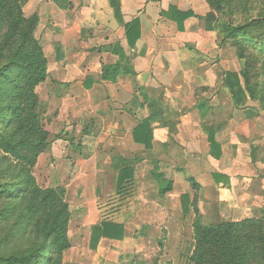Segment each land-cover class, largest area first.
Returning <instances> with one entry per match:
<instances>
[{
    "label": "rangeland",
    "instance_id": "rangeland-1",
    "mask_svg": "<svg viewBox=\"0 0 264 264\" xmlns=\"http://www.w3.org/2000/svg\"><path fill=\"white\" fill-rule=\"evenodd\" d=\"M94 1H98L105 16L100 20L90 18V12L82 9L84 5L93 4V7ZM108 1V4L106 0H26L24 3L25 16L36 15L39 20L34 36L42 48L40 61L46 62V77L38 81L35 90L39 97L38 111L50 142L29 166L30 175L41 189L63 188V198L69 203L70 246L60 252V264H192L194 222L199 213L205 224L264 214V55L256 51L253 81L258 84V97H249L244 107L235 104L225 84L227 72L241 73L246 64V59L239 56L229 41L206 54H196L192 58L197 61L196 66L181 68L180 64H165L160 68L159 84L150 85L149 93L161 106L167 103L168 96L179 100V103L170 100L173 106H181L170 120L174 125L167 126L171 142L165 147L155 145L152 150L132 142L129 145L125 132L133 131L147 117L146 104L149 105L141 100L138 86L135 92L121 97V101L115 100L116 104L107 103L96 110L92 108L98 105L95 94L81 88H87L88 81H98L95 74L101 52L113 53L114 45L120 44L108 30L112 18L120 22ZM154 12L157 14V9ZM219 14L221 19L235 22L263 18L264 0H231ZM90 37L95 39L90 43H96L97 47L87 48L90 43L82 42L85 39L89 42ZM182 79L185 82L180 83ZM5 82L0 78V88ZM197 106L205 110L204 115L197 117ZM178 123H182L180 128ZM209 126L217 130L222 157L232 161L231 168L237 178V187L228 196L220 195L218 190L200 195L199 186L194 184L193 173L202 166L200 156L208 162L204 161L209 168L205 180L214 181L217 158L210 153L205 132ZM197 127L202 129L206 140L197 147L194 143L184 147L183 143L188 145V140L196 135ZM176 136L181 142L175 140L172 144ZM11 162L17 165L0 148V175L10 174ZM125 164L135 166V177L119 189L118 169ZM175 178L176 190L164 194V188L174 186ZM221 182L228 188L233 186L229 175L222 177ZM185 184H190L192 191H186ZM184 194L191 197L188 212L183 208ZM9 204L7 198H0V211ZM105 220L123 223L125 237L102 238L94 248L92 227ZM14 221L11 218L0 222V259L11 253L22 254L29 245L28 239L16 236Z\"/></svg>",
    "mask_w": 264,
    "mask_h": 264
},
{
    "label": "trees",
    "instance_id": "trees-1",
    "mask_svg": "<svg viewBox=\"0 0 264 264\" xmlns=\"http://www.w3.org/2000/svg\"><path fill=\"white\" fill-rule=\"evenodd\" d=\"M25 2L0 0V78L6 81L0 88V148L17 161V165L10 163L9 175H0V198H7L10 202L0 211V222L14 218L16 236L28 239L29 245L22 254L2 256L0 262L60 264V252L70 246L69 203L63 198V188L41 189L36 186L29 170V166L36 162L50 142L38 111L39 97L35 90L38 81L46 77V62L40 61L42 48L34 36L39 20L36 15L25 16ZM206 2L210 11L202 17L205 27L217 32L218 45L229 41L239 56L246 59L241 73L227 72L225 80L235 104L244 107L249 97H258L253 70L258 57L256 51L264 55V17L245 22L221 19L218 13L227 8L231 0ZM110 3L118 20L124 22L120 0H110ZM162 13L175 21L179 30H184L185 20L194 15V12L184 11L175 5ZM124 26L127 41L133 48L142 36L141 20L134 18ZM113 53L119 58L115 63L103 64L101 77L116 82L122 75H135L132 59L120 44L114 46ZM86 86L90 88L92 82H86ZM154 104V100H150L149 106L153 107ZM161 112V109L153 108L150 115L140 120L132 131L134 141L148 150L154 148L152 123L160 120ZM216 131L210 126L205 128L210 153L219 159L223 150L217 141ZM135 170L131 164L119 167V189L134 180ZM222 177L223 174L213 173L217 183L221 182ZM194 184L199 185L196 181ZM171 189L170 184L163 189V193ZM182 202L184 210L188 212L190 195H182ZM194 208L198 209L195 205ZM194 229L195 246L190 256L192 264H264V214L237 221L222 220L220 223L205 224L199 213ZM125 233L123 223L102 221L92 227L91 246L96 248L102 238L123 239Z\"/></svg>",
    "mask_w": 264,
    "mask_h": 264
},
{
    "label": "crops",
    "instance_id": "crops-1",
    "mask_svg": "<svg viewBox=\"0 0 264 264\" xmlns=\"http://www.w3.org/2000/svg\"><path fill=\"white\" fill-rule=\"evenodd\" d=\"M94 2L95 3L93 7V4L86 6L84 5L82 9L84 12H90L88 13L91 15L90 18L93 19L96 17V20H100L105 16L103 15V11L99 7L98 1ZM108 2L109 1L106 0L107 4ZM120 2L124 22L121 23L116 21L115 18H112L113 24L112 26H109L108 30L112 33L111 36L120 42V45L124 48L127 55L131 57L135 75H122L116 82L103 79L101 77L103 64L115 63L119 57L114 53L102 51V54L99 55V68L98 70H96L97 72L95 74V78L98 79V81L92 83V86L90 88H86L85 86H82L81 88L84 89V91L86 90L88 94H90V91L93 95L95 94L94 97H97V100H94H96L95 103H98V105L94 104L95 107L92 105V108L96 110V107L98 108L99 106H105V104L107 103L116 104L115 100L121 101V97L135 92L134 89L136 86H138V91L142 94L141 100L143 99V101L146 103H150V100H154L155 102L153 107H150L148 104H146L147 115L145 116L148 117L150 115V111L153 108L161 109L162 111L161 115H163V119L160 118V120L153 122L152 127L154 129V146L157 145L165 147L171 142V137L167 132V126L170 124L174 125V122H171L170 120H173V113L175 112V110H177V108H180L181 106L175 107L172 105L173 103H171V101H176L177 103H179V100L173 98L172 96H168L167 103H162L161 106L159 100L149 93V86H155L156 84H159V79L157 80V78L162 77L160 68L164 67L165 64L170 66L180 64L181 68L196 66L197 61L192 59L196 56V54H206L219 47L217 43L216 31L209 30L205 27V25H202L204 22V20H202V17H204L210 11V7L207 3H204L203 0H149V2H147V0H120ZM171 5H175L184 11L194 12V15L185 20L184 30H179L177 23L162 13L163 10L169 9ZM155 9H157V14L156 12H154ZM158 12L161 14H159ZM157 15L158 17H156ZM134 18H140L141 20L142 36L138 40L136 46L132 48L130 47L126 38V29L124 23H127ZM158 18L160 20H158ZM191 27L196 28L192 29ZM181 38L182 40L180 42ZM85 40H83L82 42L84 44H89L95 39L90 37L88 39L89 42ZM185 40H191V43H184ZM79 42V39H77L76 43L79 44ZM95 47H97L96 43H90L87 48L92 49ZM74 66L76 67L77 65ZM70 78H67L66 80L71 81ZM74 79H76V77H72V80ZM182 82H185V80H180V83ZM82 85L84 84L82 83ZM108 88H110L109 91H107ZM118 90L123 91V93L119 94ZM197 110V117H200V115L202 114L204 115V109L200 110V108L197 106ZM97 112L100 114L98 110ZM191 112L193 111L191 110ZM185 116L187 117L188 115L185 114ZM194 117H196V115H194ZM181 125L182 123H178L177 127L180 128ZM197 128L195 129L197 131L196 135L193 136L192 140H188V143L190 145H186L182 142L184 147L192 146L193 143L196 144L195 146L197 147L200 145V142L206 140V136L201 132L202 129H200L199 127ZM125 135L127 136L129 145H131L132 142L134 145H137L139 147L144 146L143 144L136 143L133 140L132 129H128L125 132ZM179 138V136H176L174 141L172 140V144H175L176 141L181 142ZM217 141L219 142L218 139ZM199 158L200 160H202V166L199 167V169L195 171L193 175L195 176L196 182L199 184L198 186L200 189V195L203 193L207 194L211 190H218L220 192V195L225 193L228 196L229 192L231 193V189L235 190V188L237 187V178L235 177L236 175H234V169L231 168L232 161L230 159L226 158V156L220 159L214 158L217 163L216 171H214L213 173L223 174L224 177H226L227 175L231 176V184L233 185L232 188H228L227 186H225L224 182L217 183L215 182V180H211V182L206 181L205 177L208 173L207 170H209L208 167H205V163L207 162V160H205L201 156ZM183 171L184 170H182L180 174ZM173 184L174 186H172V189L168 190L164 194L170 191L171 192L169 194H172L173 190H176V178L174 179ZM184 186L186 188V191H192V187L190 186V184H185Z\"/></svg>",
    "mask_w": 264,
    "mask_h": 264
}]
</instances>
